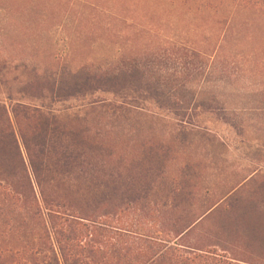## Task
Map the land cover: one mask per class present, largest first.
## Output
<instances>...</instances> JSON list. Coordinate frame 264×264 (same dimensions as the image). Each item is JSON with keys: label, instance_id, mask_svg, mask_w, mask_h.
I'll use <instances>...</instances> for the list:
<instances>
[{"label": "trees", "instance_id": "1", "mask_svg": "<svg viewBox=\"0 0 264 264\" xmlns=\"http://www.w3.org/2000/svg\"><path fill=\"white\" fill-rule=\"evenodd\" d=\"M169 61L174 91L198 74L209 82L213 63L199 52L178 47ZM34 77L15 92L6 90L9 105L0 99V264H264V251H252L246 234L207 228L213 216L251 202L245 189L257 172L195 213L196 161L168 175L174 142L184 140L189 125L202 129L184 121L195 105L170 100L161 80L154 82L138 65L127 75L116 68ZM101 92L112 100L89 102L84 114L52 107ZM129 96L152 97L157 109L180 118L168 139L144 142L141 155L124 158L108 148L105 116L91 122L88 113L142 109L127 102Z\"/></svg>", "mask_w": 264, "mask_h": 264}, {"label": "rangeland", "instance_id": "2", "mask_svg": "<svg viewBox=\"0 0 264 264\" xmlns=\"http://www.w3.org/2000/svg\"><path fill=\"white\" fill-rule=\"evenodd\" d=\"M178 47L212 61L209 82L203 83L204 76L198 74L194 83L173 90L178 85L169 78V58ZM134 65L152 75L154 82L160 79L163 91L175 94L168 96L170 100L198 108L189 110L184 121L192 119L202 129L188 126L184 140L174 142L175 162L168 164V175L173 176L180 163L196 161L194 213L257 172L245 189V199L251 202L230 214L213 216L207 228L213 233L242 232L249 238V248L260 254L264 251V0H0V99L7 105L6 90L15 92L36 75L56 80L83 69L116 68L127 75ZM112 98L101 92L57 100L52 107L84 114L85 104ZM136 100L127 98L142 109L125 107L116 116L107 107L88 113L91 122L105 116L108 148L124 158L141 155L144 142L168 139L180 118L174 111L157 109L160 102L152 97Z\"/></svg>", "mask_w": 264, "mask_h": 264}]
</instances>
